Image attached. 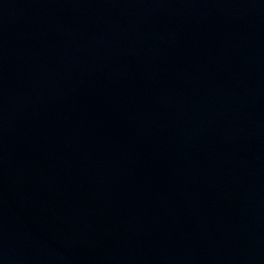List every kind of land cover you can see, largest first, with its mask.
Instances as JSON below:
<instances>
[{
    "label": "water",
    "instance_id": "1",
    "mask_svg": "<svg viewBox=\"0 0 264 264\" xmlns=\"http://www.w3.org/2000/svg\"><path fill=\"white\" fill-rule=\"evenodd\" d=\"M0 264H264V0H0Z\"/></svg>",
    "mask_w": 264,
    "mask_h": 264
}]
</instances>
